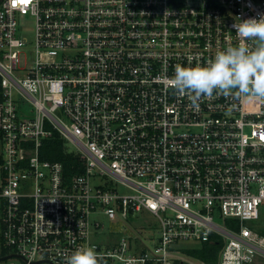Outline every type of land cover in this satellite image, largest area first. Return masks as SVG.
Here are the masks:
<instances>
[{
    "label": "built area",
    "instance_id": "obj_1",
    "mask_svg": "<svg viewBox=\"0 0 264 264\" xmlns=\"http://www.w3.org/2000/svg\"><path fill=\"white\" fill-rule=\"evenodd\" d=\"M262 14L264 0H0L7 254L68 264L94 246L98 264H177L176 243L217 242L215 264L264 257V236L245 224L264 207V97L214 91L194 107L173 80L178 64L208 62L244 39L235 23ZM52 137L75 145L65 151L80 158V173L41 157ZM98 211L110 220L149 213L152 250L136 235L95 242Z\"/></svg>",
    "mask_w": 264,
    "mask_h": 264
},
{
    "label": "clouds",
    "instance_id": "obj_2",
    "mask_svg": "<svg viewBox=\"0 0 264 264\" xmlns=\"http://www.w3.org/2000/svg\"><path fill=\"white\" fill-rule=\"evenodd\" d=\"M233 27L244 38L239 43L216 51L206 63L175 67V88L190 92L194 107L201 97L212 96L214 91L229 95L238 90L264 97V14L239 20ZM248 40H254L255 45L249 47ZM68 264H98L94 246L73 251Z\"/></svg>",
    "mask_w": 264,
    "mask_h": 264
},
{
    "label": "rangeland",
    "instance_id": "obj_3",
    "mask_svg": "<svg viewBox=\"0 0 264 264\" xmlns=\"http://www.w3.org/2000/svg\"><path fill=\"white\" fill-rule=\"evenodd\" d=\"M20 27L22 34L31 38L33 24L32 21L28 18H23L20 20ZM62 118V117H61ZM65 121L64 118H62ZM66 122V121H65ZM67 149L76 152L77 148L70 142H66ZM93 184H99V182L109 181V178H96L92 179ZM114 188L120 193L129 194L130 191L125 186H122L118 182H112ZM259 217L256 220L250 222H245V224L256 231L258 234L264 236V207L260 206L258 208ZM94 218L102 225L96 237L94 238L95 242H98L102 245H115L118 243L121 236L136 235L138 236V241H140L148 250H152V243L149 241V238L156 239L158 237L157 232V222L149 213L146 211H141L134 216L128 214L125 219H115L110 220L101 211H98ZM214 220L220 225L223 223L222 219L217 217ZM228 220H225V224L229 228H233L229 224ZM200 243L197 242H178L173 248V256L176 259L177 264H205L203 261L195 259L187 254L186 249L199 247ZM221 245V243H219ZM219 245V246H220ZM3 251L11 252V248L4 247L0 239V256ZM252 263L249 264H264V257H255ZM0 264H21V260L18 258H10L4 261H0ZM116 264V263H115Z\"/></svg>",
    "mask_w": 264,
    "mask_h": 264
},
{
    "label": "trees",
    "instance_id": "obj_4",
    "mask_svg": "<svg viewBox=\"0 0 264 264\" xmlns=\"http://www.w3.org/2000/svg\"><path fill=\"white\" fill-rule=\"evenodd\" d=\"M66 147L63 142L57 137H52L50 140H45L40 149L41 157L44 159L57 160L62 163L63 171L66 176H72L82 171V164L80 158L74 154L65 151ZM217 242L200 243L199 247L186 249L187 254L195 259L203 261L205 264L216 263L218 259V252L221 245ZM3 251L2 255L7 254Z\"/></svg>",
    "mask_w": 264,
    "mask_h": 264
},
{
    "label": "water",
    "instance_id": "obj_5",
    "mask_svg": "<svg viewBox=\"0 0 264 264\" xmlns=\"http://www.w3.org/2000/svg\"><path fill=\"white\" fill-rule=\"evenodd\" d=\"M10 258H20V257L17 254H15V253H9V254H5V255L0 256V261H4V260L10 259ZM35 263L52 264L51 262H46V261H43V260H39V261H37ZM208 264H214V263H208Z\"/></svg>",
    "mask_w": 264,
    "mask_h": 264
},
{
    "label": "flooded vegetation",
    "instance_id": "obj_6",
    "mask_svg": "<svg viewBox=\"0 0 264 264\" xmlns=\"http://www.w3.org/2000/svg\"><path fill=\"white\" fill-rule=\"evenodd\" d=\"M252 261H254V260H252ZM252 261H251V263H252Z\"/></svg>",
    "mask_w": 264,
    "mask_h": 264
}]
</instances>
